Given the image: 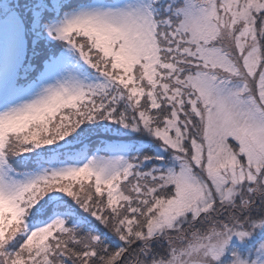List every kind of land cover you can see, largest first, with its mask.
<instances>
[{"label": "snow or ice", "instance_id": "6c2138e0", "mask_svg": "<svg viewBox=\"0 0 264 264\" xmlns=\"http://www.w3.org/2000/svg\"><path fill=\"white\" fill-rule=\"evenodd\" d=\"M0 264H264V0H0Z\"/></svg>", "mask_w": 264, "mask_h": 264}]
</instances>
